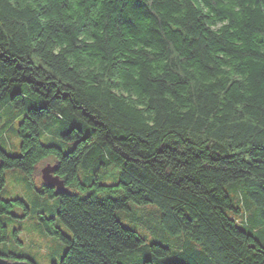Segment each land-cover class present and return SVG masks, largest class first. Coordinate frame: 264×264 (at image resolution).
<instances>
[{
    "label": "trees",
    "instance_id": "16d2710c",
    "mask_svg": "<svg viewBox=\"0 0 264 264\" xmlns=\"http://www.w3.org/2000/svg\"><path fill=\"white\" fill-rule=\"evenodd\" d=\"M14 83L33 94L6 96ZM0 103L24 113L0 189L49 156L65 186L38 189L58 198L40 219L67 245L52 264H121L144 242L116 216L130 202L185 240L148 244L142 264H264V0H0ZM51 117L68 150L41 142ZM14 201L0 198V243Z\"/></svg>",
    "mask_w": 264,
    "mask_h": 264
},
{
    "label": "rangeland",
    "instance_id": "374dc122",
    "mask_svg": "<svg viewBox=\"0 0 264 264\" xmlns=\"http://www.w3.org/2000/svg\"><path fill=\"white\" fill-rule=\"evenodd\" d=\"M15 92H23L28 95L33 93L26 89L25 84L14 83L6 91V96H12ZM24 113L12 104L0 103V147L9 154H19L20 139L16 134V128ZM60 128V122L51 117L43 126L40 140L43 144H58L63 150L71 148L72 144L63 139H58L54 131ZM62 141V142H61ZM54 157L49 156L39 164L40 171L49 163H53ZM5 183L0 189V198L13 199L11 213L1 215L2 222L7 226V239L0 243L18 253L29 256L35 264H52L58 262L66 249L57 236L50 234L46 229L45 221L40 216L50 217L55 214L58 198H47L39 193L43 182V176H27L20 168H8L4 171ZM99 181L105 184L114 183L113 176L99 175ZM46 183V182H45ZM47 184V183H46ZM21 200L23 202H19ZM29 207L30 213H26ZM129 209L117 210L118 220L126 227L138 231L144 239L140 247L120 254L118 261L121 264H142L144 260L153 258V252L149 251L148 244L158 242L170 248L172 254L177 253L185 246L183 234H171L158 222V208L154 203L138 204L129 203ZM64 234L70 235V229L60 220L55 222Z\"/></svg>",
    "mask_w": 264,
    "mask_h": 264
},
{
    "label": "water",
    "instance_id": "95a60500",
    "mask_svg": "<svg viewBox=\"0 0 264 264\" xmlns=\"http://www.w3.org/2000/svg\"><path fill=\"white\" fill-rule=\"evenodd\" d=\"M52 168L48 165L42 169V176L44 181L48 185L55 186L59 190H64L65 186L63 182L57 177L52 175L51 173ZM0 264H32L29 260L27 259H15V260H9L5 257L0 256Z\"/></svg>",
    "mask_w": 264,
    "mask_h": 264
}]
</instances>
